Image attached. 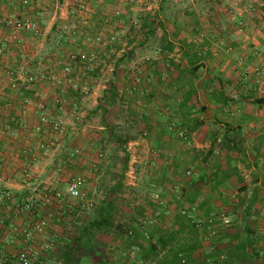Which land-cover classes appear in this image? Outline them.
<instances>
[{"label":"crops","instance_id":"obj_1","mask_svg":"<svg viewBox=\"0 0 264 264\" xmlns=\"http://www.w3.org/2000/svg\"><path fill=\"white\" fill-rule=\"evenodd\" d=\"M29 1L30 10H26L21 6L22 0H0V13L6 17L15 13L19 16H32L35 12H40L39 10H43V15L47 13L50 16L47 23H39V38L32 37L28 32L0 25V126L9 124L17 128L19 121L25 122L27 127L33 126L37 120L36 101L40 100L48 103L53 118L60 114L51 105L53 92L47 94L46 98L45 95L41 97L34 91L27 92L26 97L32 101L26 104L7 87L8 78L4 75L6 70L13 67L37 72V69L30 66L46 64L50 59L57 61L59 57H51L53 44L61 33L56 22L67 20V5L73 0H64L59 6L56 5L53 11L50 10V0ZM91 9L94 13L93 6ZM53 37L55 38L51 44ZM184 43H173L175 59L173 64H170L171 77L169 76L167 81L160 78L163 84L156 87L147 85V92L153 94V97L148 104L142 105L147 108L142 110L141 115L144 117H140V114L132 117L138 121L136 124L141 130L149 132L148 138L130 143L133 154H139L141 151L146 154L144 158L150 161V174L154 180L151 181V186L164 197L171 199V188L179 185L182 191L181 203H172L171 215L160 226L159 233L155 232L157 227L151 228L150 241L143 238L129 219L103 221L100 213L91 221H87L83 216L85 220L80 221L82 226L76 233L58 229L53 223L36 241V246L49 241H53L54 246L40 251L34 264H138L128 259L129 247L135 243L140 248L138 258L144 264H179L176 258L179 246L191 237L187 235L186 228L171 237L174 230L180 229L179 225L171 220L175 213L180 217L177 214L180 206L192 204L197 205L204 216L216 211H226L232 225L220 233L216 247L211 251L202 233L194 230L191 224L182 218L183 222L194 230L195 242L198 245L190 255L191 264H202V253L213 257L216 252L219 257H225L223 262L219 260L217 264H264V256L260 254L264 251V95L255 94L256 99L251 101V98H246L245 93L235 88L234 78L238 76L240 69L235 66L233 59L243 51L245 44L233 46L234 49L229 55L208 51L205 53L207 56L202 57L198 55V50H212L213 45L205 43L200 48L190 46L191 49H188ZM61 45L62 50L71 47L67 40H63ZM49 50L51 51L48 53ZM106 52L108 51L104 49L101 54L105 55ZM257 61L264 65L263 57ZM157 66L154 71L149 68L142 69V72L152 79V73L165 71L167 68V64L162 61H159ZM197 66L199 68L195 70ZM181 76H185L191 91L181 88L177 82ZM125 82V86L129 84L126 78ZM176 87L181 88V93H177L179 97L169 92ZM104 88L103 92H107ZM188 95L190 97L185 100ZM65 96L75 95L68 92ZM126 97L130 99L134 95ZM92 98L97 108L103 104L97 91L93 92ZM258 100L262 102L259 103ZM76 102L79 106L77 99ZM170 109L179 114L184 127L179 124L191 133L192 143L189 146L181 144L174 135L167 132L166 126L170 116L166 111L169 112ZM63 142L54 151L62 146ZM147 147L152 151L159 149L160 154H148ZM216 147L219 148V155L214 156L210 150H215ZM23 149L28 155L22 154ZM42 152L38 150L37 135L24 136L18 132L14 138H8L0 133V191H7L12 196L11 200L0 202V264H18L16 255L25 246L22 237L13 235V230L21 232L34 220L32 215L24 213L18 206L32 196V191L37 190L38 182L46 173L40 165L50 159ZM136 158L140 156L137 155L135 160ZM183 167H194L199 177H185ZM24 168H28L26 175L23 174ZM44 182L50 184L48 178ZM110 203H113L112 200ZM47 209L56 211L53 206ZM107 222L112 226L119 224L125 232L119 233L114 227L105 228ZM93 224L104 225L93 228ZM128 230L134 232L133 240L126 237ZM63 243L65 247H61Z\"/></svg>","mask_w":264,"mask_h":264},{"label":"rangeland","instance_id":"obj_2","mask_svg":"<svg viewBox=\"0 0 264 264\" xmlns=\"http://www.w3.org/2000/svg\"><path fill=\"white\" fill-rule=\"evenodd\" d=\"M85 1L94 8V13L90 17L91 32L101 30L115 32L117 33V41L114 45L106 47L105 50L108 52L99 56L98 62L93 65L92 69L84 70L81 67L80 71H76L78 80L92 83L90 86L91 94L87 97L75 95L79 102L76 111L79 120L75 121L68 115L63 116L67 122V135L63 139L62 146L56 151L52 149L45 153L42 152L50 160L41 162L40 168L46 173L38 182L37 190L32 191V195L41 194L44 187H48L53 191L64 193L67 180L71 175H80L86 179L87 199L93 203L92 208L86 209L74 201H69L66 202L68 203L66 211L64 210L65 207L57 209L62 213L61 216L54 214L53 212L56 211L51 210L54 223L58 229L70 233H76L80 229L82 226L80 221L85 220L83 216L86 217L87 221H91L98 215L99 207L103 203H110L111 200L114 204H110L109 218L113 221L114 219L124 220L126 218L133 222L136 227L137 220L142 217L147 206H150L148 195L151 192H158L155 187L151 186V181L154 180L150 174V161L144 158L146 154L141 153V151L139 154L132 153L130 143L143 139L142 128L136 124L138 121L132 117H137L139 114L140 117H144L141 113L143 109L147 110V108L142 105L148 104L153 97V94L147 92L149 87L163 84L160 78L167 81L169 76L171 77L169 75L170 67H172L170 64H173L175 59L174 41H184L188 49H191L190 46L200 48L205 43L213 45L212 50L204 48L198 50V55L202 57L207 56L208 51L217 52V54L224 52L229 55L234 49L233 46L240 43L245 44L243 51L233 59L235 66L240 69L238 76L234 78L235 88L245 93L246 98H251V101L256 99L254 98L255 94L264 95V85L258 87L254 82L256 69L264 76V65L257 61L260 57L264 59V0ZM63 2L64 0H50V10L53 11L56 5L59 6ZM13 9L16 10V8ZM39 11L42 12L43 10ZM115 11H119L120 14L115 15ZM47 12L49 13V10ZM6 18L9 17L0 13V25L3 24L2 19ZM49 18L47 13L42 14L39 23L42 21L47 23ZM56 24L61 31L57 35L56 41L59 39L61 42L65 36L63 26H67L70 31L72 25L80 26L74 18L66 21L58 20ZM54 38L50 40L51 44H53ZM56 41L51 49L53 50L52 58L61 57L63 51L61 43L58 45ZM1 52L0 46V54ZM159 61L167 64L165 71L158 70L156 73H152V79L142 72V69L149 68L154 71L153 69L158 67ZM30 67L37 69V72L32 69L30 70L33 72L19 68H14V70L13 67L8 70L35 74L54 68L59 72L58 65L53 62V59H50L46 64H35ZM243 76L247 77L245 82L242 80ZM134 77L141 79V83L137 87L138 92L134 89ZM125 78L126 81L127 79L129 81L126 86L124 85L126 84ZM177 82L181 88H185V91H191V86L185 76L179 77ZM103 87H105L104 91L107 92H103ZM126 87H131V94L125 93ZM181 88H172L169 92L171 91V93L176 94V97H179L177 93H181ZM33 91L41 97L45 95L44 98L47 97V94L55 92L51 85L43 82L35 83ZM95 91L101 96L103 103L98 108L93 103L92 98ZM135 93L138 94L135 95ZM127 95H134V97L128 99ZM25 96L27 95L25 94ZM184 108L188 109L187 106ZM166 113L170 116L169 122L173 120L182 125V119L175 110L170 109ZM141 120L145 122L143 118ZM188 134L190 143H192L191 133L188 132ZM76 148L79 149L80 155L74 157L72 152ZM147 149L148 154H152V149L149 150V147ZM210 151L214 156L219 155L218 147ZM98 154H102L101 159L98 158ZM137 155L142 160L140 158L135 160ZM130 168L135 176L134 180L128 176ZM182 170L185 177L190 178L185 174L188 170L194 171L196 178L199 177L194 167L186 169L183 167ZM47 178L50 184L44 182ZM131 180L134 181L135 185H129ZM174 215L171 220L172 223L183 225L187 235L194 236L190 225L184 223L176 213ZM63 218L65 220H62ZM113 225L107 222L104 227H114L119 233L124 231L119 224ZM160 230V226L155 228V232L159 233ZM65 246L64 243L61 245V247ZM201 257V262L205 264H217L219 260L222 262L225 260V258L219 257L217 252L213 254V257L212 255L208 257L204 253L201 254Z\"/></svg>","mask_w":264,"mask_h":264},{"label":"built area","instance_id":"obj_3","mask_svg":"<svg viewBox=\"0 0 264 264\" xmlns=\"http://www.w3.org/2000/svg\"><path fill=\"white\" fill-rule=\"evenodd\" d=\"M22 8L30 10V1L22 0ZM90 5L85 0H73L67 5V20H77L79 27L71 26V31L67 26H63L64 40L71 46L68 49H63L61 57L56 61L59 72L51 68L49 70L38 72L35 74H24L21 71L15 72L13 70H6L4 75L8 78V89L15 94L19 100H23L26 104L32 100L27 98L25 94L33 91V86L37 82H43L51 85L54 89V94L51 100V105L56 111L60 112L57 117H52L49 112V105L45 102H39L36 105V122L33 126L27 127L25 122H17V128L9 124L0 126V133L8 138H14L18 132L26 136L37 135L38 150L48 152L55 149L63 142L67 135V122L63 116L68 115L71 119L79 120L78 104L74 97L65 96L68 92L73 95H80L87 97L91 94V82L78 80L76 71L92 69L93 65L98 62L101 52L106 47L112 46L117 41V33L112 31H97L92 33L90 26V17L92 13ZM115 15H119V11H115ZM41 12H35L34 15L19 16L17 13L11 17L2 19L5 26L14 30L28 32L32 37H37L40 34L39 19ZM63 37V36H62ZM62 42L58 39L56 44L60 45ZM254 82L258 87L264 85V76L256 69ZM243 82L247 80L246 76L242 77ZM141 83L140 77H134L133 85L137 90ZM245 87V85H244ZM125 92L131 94V87L125 88ZM71 98V100H70ZM167 130L174 135L178 141L183 145H190V138L188 132L183 129L176 121H170L167 125ZM142 138L147 139L149 132L142 130ZM23 155H28L26 150L21 151ZM160 150L152 151L153 156H158ZM79 149L76 148L72 152V156H79ZM98 158H102V154H98ZM28 168L23 169V174L26 175ZM186 176L194 177L196 173L192 170L186 171ZM128 176L134 180L135 176L130 168ZM129 182V185H135L134 181ZM173 197L168 199L158 192H151L148 195V202L146 211L141 218L137 220L136 228L147 241L151 240L150 229L161 226L171 215L170 207L174 201L180 202L182 199V191L179 185L171 188ZM87 182L83 176L71 175L66 184V191L60 193L52 189H44L41 194L29 196L18 207L24 213L32 215L34 220L32 224L18 232L13 230V235H20L25 242L24 248L16 255L18 264H34L39 256L40 251L50 249L54 246L53 241L42 243L38 247L36 241L44 234V232L54 223L53 213L47 209L55 207L56 215L61 216L62 213L57 211L60 207H67L69 201H74L80 206L90 209L93 203L87 199ZM12 196L7 191H0V202L9 201ZM232 201L235 202L234 197ZM177 214L190 223L197 231H200L207 241L211 251L214 250L220 237V233L228 229L232 225V220L226 211H216L204 216L197 205H182L177 209ZM40 215V216H39ZM126 237L133 240L134 232L128 230ZM139 246L135 243L130 245L128 251V259L138 264H144L138 258ZM260 254L264 256V251ZM221 258H225L221 256ZM155 264V263H148ZM180 264H189L186 258L180 259ZM191 264V263H190Z\"/></svg>","mask_w":264,"mask_h":264},{"label":"trees","instance_id":"obj_4","mask_svg":"<svg viewBox=\"0 0 264 264\" xmlns=\"http://www.w3.org/2000/svg\"><path fill=\"white\" fill-rule=\"evenodd\" d=\"M165 32L166 29L164 28ZM199 67H195V70L198 69ZM190 97V95H188L185 100H188V98ZM259 103H261L262 101L258 100ZM111 203H103L102 206L99 207V213L101 214L102 216V219L103 221H106L108 219H110L109 215H110V212H111ZM104 225V224H103ZM103 225H95L93 224V228L94 227H97V228H100L101 226ZM180 229L175 231L174 230V233L172 232L171 233V237H174L175 234H177L178 232L182 231V229L184 230L185 227L183 225H179ZM191 227L196 230L192 225ZM194 230H193V233H194ZM195 233H194V236L191 237L189 239V237L187 238V240L185 242H182L179 246V250L177 251L176 253V258H178L179 260V264H180V259L183 257V258H186L187 261L189 262L190 264V255L193 253V251H195L198 247L197 243L195 242ZM180 253V254H179Z\"/></svg>","mask_w":264,"mask_h":264}]
</instances>
